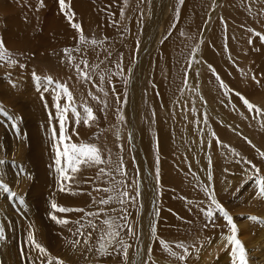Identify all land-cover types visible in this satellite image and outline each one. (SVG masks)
Listing matches in <instances>:
<instances>
[{"label": "rangeland", "instance_id": "1", "mask_svg": "<svg viewBox=\"0 0 264 264\" xmlns=\"http://www.w3.org/2000/svg\"><path fill=\"white\" fill-rule=\"evenodd\" d=\"M153 1L155 0H127L125 3V0H118L119 4L115 5L117 12L114 14L116 21L112 15V22L116 23L109 36L98 29L99 25L94 24L89 15L92 5H86V0L83 1L84 11L91 10L87 15L88 20L86 16L83 17L81 24L87 42L79 44L82 52L72 53L75 59L72 62L73 65H70L73 67L75 64H80L83 69L84 65L81 61L87 60L89 67L85 70L88 71L90 79L85 80L79 77L75 67L73 73L71 72L73 68L70 71L67 70L70 76H65L62 65L57 71L54 63L45 64V61L52 58V53L50 52L49 58L42 54L39 48H36L40 45V43H36V39L37 41L40 39L50 41L48 46L51 47L58 44V41L52 37H66L59 35L55 30L57 20H54L53 13H57L58 17L65 20L61 16V11L54 7L59 4L58 0H49L46 3L44 0H0V39L13 54L12 59L17 61L15 65L0 61V94L1 90H4L6 96L21 94L22 90H29L33 93V96H30L26 102H20L15 108V110L23 111L22 118L16 116L12 111L14 108L8 111L7 107L9 108V106L5 107V102L0 98V105L9 113V115H5L4 112H0V160L4 161L3 164H0V179L10 186L11 191L17 193L16 197H11V192L5 193L0 190V216L9 217L16 223V226L7 227L0 220V233L1 226L8 228L13 239V242H10V234L6 231L3 235L4 238L0 240V264H48L47 256L41 255L38 250L33 251L30 246L25 247L30 225L37 242L41 243L52 257L63 260L64 264H125L121 254L113 252L112 255L101 256L97 252L100 237L109 230L103 221L109 217L115 218L116 223L121 226L118 229L121 238L131 245L128 249L127 264H210L205 260L201 262L199 257L200 254L209 252L210 244L218 246L213 264H219L218 260L225 256L224 264H232L231 246L227 245L223 239L224 236L230 234L223 217L217 213L214 220L206 222L207 228L219 230L214 237L210 238L204 232L206 230L205 220L202 221L201 217L190 214L191 211L188 207L190 205H196L197 208L210 206L211 201L204 191L205 188H208L210 192L214 191L215 196L218 194L216 199L233 216L239 229L238 238L245 246L249 264L264 260V258H256L254 253L257 251L256 253L259 254L260 251L253 250L249 242L250 239L259 237L254 236L253 232L259 231L260 235L264 233V224L247 219L248 216H256L261 220L264 218V198L257 195L256 184L259 177H264V158L260 156V153L264 152V126H262L264 113L257 114L255 109L249 112L240 97L235 94L240 93L250 103L264 109V42H261L253 32L248 31L252 29L254 32L264 34V0H207L201 6V13L204 12V15L200 14V16L202 15L201 18L204 21L195 16H190L186 21H183L185 9L188 8L187 10L192 13L195 10V14L199 7L195 5L194 10L193 6L186 7L187 0H183L182 3L180 0H167L163 25L159 31L156 32L152 29L150 35L145 36L146 27H149L148 10ZM108 3L113 5L111 0ZM191 12L190 14H192ZM77 16L79 14L75 13V17ZM21 17L23 18L21 19ZM45 17L47 21L51 20L52 22L48 23L44 19ZM22 21L24 24L20 23ZM46 23L49 27L46 26ZM54 23L55 25H53ZM45 26L48 27V30L45 29L46 32L43 29ZM13 30L15 31L13 32ZM175 31L188 41L186 55L185 53L183 55L182 44L178 46V51L171 52L172 48L168 43H173L172 38ZM74 33L76 35L73 36L74 39L71 38L68 41L79 39L80 34L75 30L70 35ZM16 36L27 37H25L26 39L19 37L17 40ZM113 36L115 37L113 38ZM250 38L251 44L249 43ZM65 39L67 38L62 40ZM93 39L99 43L92 45L90 41ZM210 41L212 44L217 43V46L212 45ZM11 42L19 43V49L12 47ZM26 47H30V49L28 50ZM31 48L30 53L32 54L30 55L28 52ZM122 48L125 49V53L121 55V59L117 51ZM57 52L60 51H58V47H55L54 54ZM88 52H92V55L87 54ZM130 53L133 57L132 60L129 59L131 58ZM64 55L62 57L67 59ZM168 55L173 57L172 62L173 60L176 62L175 73L176 76L178 74L180 76H177L175 83L169 80L170 73L163 70L164 67L167 68V63H172L169 61L171 58L170 56L168 58ZM39 58H45V61ZM181 59L186 60L183 63ZM116 61L119 63V68ZM130 61H132L131 64ZM97 65L98 67H96ZM121 68L123 69L122 74H117L120 73ZM108 70L110 73L116 74L114 84L117 85V90L109 91L107 86L104 90L108 95L105 96L95 86L103 87L105 85L100 84L99 77L104 73V77L108 78L106 75L109 73ZM33 73L40 77L51 76L55 81L66 84L73 94L78 109L83 103H87L93 109L97 121L91 127H85L81 123L76 131L78 134H86V143L96 144L101 150L102 158L107 160L110 156L112 161L110 165L102 164L92 167V169L82 165L80 173L74 174L75 179L69 181V185L72 186V193H76L73 197L79 203L70 205L58 202L54 198L58 205L64 207L83 208L85 212L104 210L98 217L85 216L84 212L60 213L62 219L68 218L67 220L70 221L68 225L63 226V230H68L67 232L53 230L55 226L59 225L49 218V210L46 211L48 203L50 207L48 198L53 200L49 196L51 194L55 196V193L57 195L61 185L58 184L56 189H48L52 186L46 183H54L53 178L57 173L53 172L43 159L44 153L48 155L53 153L52 149L49 150L50 141H52L48 139L50 136L49 113L55 108L50 109L51 104L39 94L41 92L49 95L53 105L55 93L52 89L55 85L49 86L48 91H43L42 82L37 81ZM253 76L259 83L252 79ZM23 79L26 84L23 83ZM221 81L226 87H221ZM163 86H166V89H162ZM89 92L106 102L107 107L105 108L103 103L93 100L89 96ZM32 99H35L37 110L40 107L37 114H35V107L29 103ZM102 108L103 111H101ZM51 114L55 117L52 112ZM165 114L172 125H166ZM121 115L124 117L123 121L120 120ZM10 116L14 119H10ZM41 116L49 120L47 124ZM69 118L72 119L71 116ZM51 123L57 124V121L53 119ZM72 127H75L74 122ZM170 127L171 129H169ZM80 128H83V133ZM174 128L177 134H173ZM159 131L161 132L158 133ZM70 132L71 127L69 128ZM43 133L45 138L42 136ZM22 134L25 136L37 134L35 136L36 150L31 146L32 149L23 153L26 147L20 140ZM129 134H131V139ZM42 149L48 152L39 151ZM17 153L20 154L22 162L19 161ZM47 154L45 155L48 156ZM120 158L123 159L126 176L121 177L115 171H112L111 176H97L101 167L106 171L114 169ZM248 161L252 163L249 164ZM253 164L260 169L259 174L253 170ZM196 167L199 168L195 171ZM197 171L201 177L199 179H196ZM193 176H196L195 180ZM114 180L123 181V186H119L120 191L126 190L130 197L136 196V193L139 192V196L134 201L123 198L125 201L123 204L117 200H113L107 205L100 204L101 199H107L109 195L116 194L103 191L105 188L112 187ZM36 181L43 183L42 188L39 185L34 188ZM63 186L67 187L66 182L63 183ZM42 189L43 195H45L43 198ZM44 197L47 198V203ZM21 198H23V203H21ZM168 200L173 202L175 207L183 208L185 212L189 208L186 212L189 216L184 215L178 222L174 220L177 219L176 215H173L171 220H167L166 214H168L169 206L166 202ZM125 215L127 219H121ZM82 217L83 219H81ZM203 217L206 219L204 215ZM192 218L202 221L205 229L202 226L200 228L199 225L197 228L191 222ZM77 220L86 226L81 229L84 236L73 235L79 227L75 223ZM89 220L97 225L95 230L87 225ZM194 220L192 221L194 222ZM171 221L176 222L173 223L175 228L172 225L171 229L169 228L172 224ZM179 222L181 226L178 224ZM184 222L189 225L187 226ZM245 222H247L245 230L249 231V234L243 238L240 224ZM9 223L7 221V224ZM125 225L127 226L125 227ZM128 227L133 228L135 235L128 233ZM153 227L155 234L152 232ZM45 230L46 234L48 233L47 241L44 240V233L42 234ZM173 231L175 233H172ZM89 232L92 235L89 244L86 245L84 239ZM76 239H79L80 243L73 246L70 241ZM261 239L264 243V237ZM161 240L167 242L172 251L178 255H185L184 249L176 247L177 243L183 242L188 249L186 259L181 261L177 257L169 255L161 246ZM1 242H4L5 250L1 247ZM89 246L92 247V251L88 250ZM21 249H24L26 253L23 259L21 258ZM4 255L13 258L7 260ZM29 256L31 260L28 259ZM52 264H56V261L53 260Z\"/></svg>", "mask_w": 264, "mask_h": 264}, {"label": "snow or ice", "instance_id": "2", "mask_svg": "<svg viewBox=\"0 0 264 264\" xmlns=\"http://www.w3.org/2000/svg\"><path fill=\"white\" fill-rule=\"evenodd\" d=\"M127 0H125V3ZM182 3L183 0H180ZM59 8L61 13L64 14L66 19L68 20L69 24L73 29H75L80 35H79V41L78 46L76 48H65L63 52L65 53V56L67 57L68 63L72 64L75 57L72 55L73 52H80L81 48L79 47V44L86 43V38L83 35L82 27L79 23L74 22L75 13L71 9V0H58ZM249 32H253L256 37H259L261 42H264V34L260 32H254V30L249 29ZM90 43L92 45H96L99 43L96 40H91ZM249 43H252L251 38L249 39ZM13 54L6 48L5 43L2 39H0V61H5L9 64L15 65L17 63L16 60L12 59ZM63 62V61H62ZM81 63L84 65V68L82 69L80 64H75L74 67L76 68L79 77L82 79H90L87 69L89 67L87 60H82ZM22 66V65H21ZM98 67V65L96 66ZM119 68V64L117 65ZM211 67V66H210ZM123 69L121 68L120 73L122 74ZM33 76L37 79V81L42 82V88L44 91L49 90V86L55 85V88L52 89V91L55 93L54 95V104L53 107L56 110V115L53 117L51 113H49V120H50V136L49 138L52 140V151L54 153V164L56 166L55 171L58 173V184H60V191H65V188L63 187V183L67 181H72L75 179L74 174L78 173L81 169V166H87V167H94L98 165H110L112 164L111 158L106 160L102 158L101 150L98 148L96 144L93 143H86L84 141H81L80 143L73 142L72 136H77L79 138V134L76 131V128L83 124L85 127H91L94 122L97 121V117L94 114V111L91 107L87 105V103H83L80 108L78 109L75 100L73 97V94L71 91H69L68 86L63 83H59L55 81L51 76H45L40 77L36 73H33ZM100 84L102 85L104 83L105 77L103 74L100 75ZM253 80H255L257 83H259L258 80H256V77H252ZM108 81L111 82V77H108ZM99 92H102L105 96L108 95V93L104 90L103 87H100L99 85L95 86ZM221 87H226L223 82L221 81ZM114 91V88H113ZM89 96L98 103H103L104 107H107V103L100 100V98L95 95L92 92L88 93ZM237 96L240 97L243 104L247 107L249 112H251L253 109H255L257 114L264 113V109H260L258 106L253 105L249 102L248 99L243 97L240 93H235ZM119 99V97H117ZM63 101V103H62ZM47 107V105H46ZM103 111V108L101 109ZM0 112H4L5 115H9V113L4 109L2 105H0ZM71 116V120L70 117ZM10 119H14V117L10 116ZM55 119L57 121V124H52L51 121ZM124 117L123 115L120 116V120L123 121ZM206 120V117H205ZM74 122L75 127H72V124ZM57 125H58V131H57ZM262 126H264V122H262ZM71 127V133H69V128ZM213 135H215L213 133ZM117 136H119V133H117ZM129 138L131 139V134H129ZM238 155V153H236ZM260 156L264 158V152L260 153ZM4 161L0 160V164H3ZM247 163L251 164V161H248ZM253 170L256 174L260 173V169L256 165H252ZM112 171H115L118 173L121 177H124L127 175V173L124 170V163L123 159L120 158L119 162L115 166L114 169H109L106 171L105 168L101 167L99 169V172L97 173V176L101 175H107L111 176ZM158 175V174H157ZM257 184V195L261 198H264V177H259L256 180ZM119 186H123V181H113V186L109 188L103 189L105 192H115V195H109L107 199H101L99 201L100 204L107 205L111 203L113 200H117L119 203L123 204L125 201L123 198H128L130 200H135L139 196V192L136 193V196H129V193L125 191H120ZM0 190H3L5 193L11 192V197H16L17 193L14 191H11L10 186L5 183L2 179H0ZM99 190V189H98ZM205 193L208 195V199L211 201V204L207 208H201V213L209 220H214V217L217 213H219L220 216L223 217V219L226 221V226L228 227V230L230 232L229 235H226L223 237V239L226 241L227 245L231 246V259L232 264H249L248 261V255L247 251L245 249V246L243 242L238 238L239 229L237 224L234 221V218L230 213L219 203V201L216 199L215 192L209 191L208 188L204 189ZM72 195H76V193H71ZM89 195H91L89 193ZM95 202V200H94ZM21 203H23V198H21ZM50 208L52 209L51 212H49V218L54 221L56 224L61 226H66L70 223L67 219L59 218L56 213H71V212H84L85 216L90 217H98L100 215V212H103V209H100L99 212H85L83 208H72V207H64L61 205H58L55 200L50 201ZM83 219V217L81 218ZM121 219L126 220L127 216H122ZM247 219L253 222L262 223L264 224V220H261L259 217L256 216H248ZM79 227L76 229V231L73 233V235L79 234V236H84V232L81 231V229L85 228L86 226L84 224H81L79 220L75 221ZM105 225L108 226V231L104 233L99 239V247L97 249V252L99 255H112L113 252L117 254H121L123 256V259L125 261V264L128 262V249L131 247V245L127 244L123 238H121V233L118 230L121 226L116 223L115 218L109 217L103 221ZM87 225L90 226L93 230L97 228V225L92 221L89 220L87 222ZM127 225H125L126 227ZM30 230L27 234L26 241H25V247H31L33 251L38 250V252L48 257V264H52V261L55 260L56 264H64L63 260H60L56 257H52L48 250L37 240L35 239L34 232ZM205 227H208L206 224ZM213 227L215 225L213 224ZM128 233L130 235H135V232L133 228L128 227ZM69 231H72L69 229ZM153 234H155V228H152ZM91 232L87 234V236L84 239V244H89V240L91 239ZM2 233H0V239H3ZM70 243L73 244V246L80 243L79 239H76L75 241H70ZM161 246L164 248L165 251L169 253V255L173 257H177L179 260L183 261L186 259L188 255V249L183 244V242L177 243V248L184 249L185 255H178L175 251H172L169 244L163 240L160 241ZM114 246V247H113ZM112 249V251H110ZM89 251H92V247L89 246ZM149 252H151V249H149ZM26 253L24 249H21V258L23 259L25 257ZM29 260H31V257H28Z\"/></svg>", "mask_w": 264, "mask_h": 264}, {"label": "bare ground", "instance_id": "3", "mask_svg": "<svg viewBox=\"0 0 264 264\" xmlns=\"http://www.w3.org/2000/svg\"><path fill=\"white\" fill-rule=\"evenodd\" d=\"M20 1V0H19ZM45 1V3H46V1H49V0H44ZM83 1L84 0H71V9H72V11H74V13H78L79 14V16H77V17H74V22H76V23H79L80 25L82 24V19H83V17H85L86 16V18H87V20H88V17H87V15L89 14V12L91 11H87V10H85L84 11V7H83ZM207 0H187V2H185V3H187V6L186 7H188V6H193V10H194V6L196 5L197 7H199V9L197 10V12L194 14V11H193V13L191 12V11H188L187 9H185V13H184V16H183V21H186L187 20V18L188 17H190V16H195L196 18H198V17H200L201 18V16L202 15H204V12H203V14L201 13V6H202V3L204 2H206ZM239 1V0H238ZM53 2V1H52ZM66 2H67V0H66ZM109 2V0H86V5L87 4H90V5H92V11H91V13L89 14L90 15V18L93 20V22H94V24L95 25H99V28L98 29H101V31H103L104 32V34H106V35H110L111 34V32H112V29H113V27L115 26V23L116 22H112L113 21V18H114V14L117 12L116 11V4L118 3L119 4V2H118V0H111V2H112V4L113 5H111V4H109L108 3ZM167 3V0H155V1H153V3H152V6L151 7H149V10H148V21H149V27H146L147 28V31H146V34H145V36L148 34V35H150V32H151V30L153 29V30H155L156 32L157 31H159V29H160V27L163 25V19H164V14H165V6H166V3ZM26 4V3H25ZM49 4H50V2H49ZM233 4V3H232ZM236 4V3H235ZM38 5V4H37ZM207 5V4H206ZM52 6H53V4H52ZM118 6V5H117ZM195 6V7H196ZM205 6V5H204ZM203 6V7H204ZM239 6V5H238ZM243 6V5H242ZM241 6V7H242ZM21 7V6H20ZM49 7V6H48ZM54 7H55V9L56 10H59L60 11V8H59V4H56V5H54ZM202 7V8H203ZM235 7V6H234ZM240 7V8H241ZM25 8V7H24ZM190 8V7H189ZM20 9V8H19ZM34 9V8H33ZM52 9H53V7L51 8V11H52ZM87 9V8H86ZM191 9V8H190ZM189 9V10H190ZM205 9V8H204ZM26 10V9H25ZM206 10H207V7H206ZM241 10V9H240ZM21 11V10H20ZM58 11V12H59ZM28 12V11H27ZM190 12L192 13V14H190ZM22 13V12H21ZM85 13H86V15H85ZM130 13V12H129ZM207 13V12H206ZM34 14H35V12H34ZM52 14V13H51ZM200 14H202L201 16H200ZM244 14V13H243ZM112 15H113V18H112ZM209 15V14H208ZM20 16V15H19ZM46 16H47V14H46ZM53 16H55V18H59V19H55L54 18V20H57L56 21V32L59 34V35H65L66 37H60V36H57L56 38L55 37H52V38H54L55 40H57L58 41V44L57 45H53V46H51L50 47V45L48 46V44H49V42L50 41H44V40H38L37 41V39L35 40L36 41V43H40V45H39V47H37L36 46V48L38 49L39 48V50H40V52L42 53V54H44V55H46V56H50L49 54H50V52L52 53L51 55H52V58L50 59V60H47V61H45V58H39V59H44V61H45V64H50V63H54L55 65H56V68H57V71H58V69H59V67L62 65V67H64V72H65V76L66 75H69L70 76V74L69 73H67L68 71L67 70H69L70 71V69L71 68H73V70L71 71L72 73L74 72V66L72 67V65H70L69 63H68V60L66 59V58H64V57H62V55H64L65 53L63 52V50L65 49V48H76L77 46H78V40L79 39H77V37H76V39L77 40H73L74 38H73V36L75 37L76 35H75V33L73 34V35H70V33L73 31V30H75V29H73L72 27H71V25L69 24V22H68V20L66 19V17L64 16V14L63 13H61V16H63L64 18H65V20L64 19H62V18H60V17H58V14L57 13H53ZM238 16V15H237ZM16 17V16H15ZM26 17V16H25ZM48 17V16H47ZM50 17V16H49ZM116 17H117V15H116ZM206 17V16H205ZM23 17H21V19H22ZM200 18H199V21H200ZM18 19H19V17H18ZM45 20H46V17L44 18ZM115 19V21H116V18H114ZM202 20H203V18H201ZM10 20V19H9ZM44 20V21H45ZM86 20V19H85ZM197 20V19H196ZM202 20H201V22H202ZM14 21V20H13ZM15 21H16V19H15ZM23 21H24V19H23ZM23 21L22 22H20V23H23ZM47 21V20H46ZM49 21L50 22H52L51 20H48L47 22L49 23ZM142 21V20H141ZM195 21V20H194ZM204 21V20H203ZM35 22V21H34ZM14 23V22H13ZM17 23H18V21H17ZM16 23V24H17ZM19 23V24H20ZM26 23V22H25ZM33 23V22H32ZM86 23V22H85ZM88 23V22H87ZM168 23V22H167ZM187 23H188V21H187ZM196 23H198L199 24V22H197L196 21ZM24 24V23H23ZM43 24H44V22H43ZM91 24V23H90ZM15 25V24H14ZM22 25V24H21ZM30 25V24H29ZM35 25V24H34ZM45 25V24H44ZM50 25V24H49ZM53 25H55V23L53 24ZM86 25V24H85ZM89 25V24H88ZM87 25V26H88ZM187 25V24H186ZM190 25H191V21H190ZM20 26V25H19ZM43 26V25H42ZM46 26H48L47 25V23H46ZM45 26V28H43L44 30L46 29V30H48V27H46ZM51 26V25H50ZM175 26V25H174ZM31 27H33V26H31ZM44 27V26H43ZM54 27V26H53ZM92 27V26H91ZM217 27V26H216ZM20 28V27H19ZM23 28H24V26H23ZM35 28V27H34ZM133 28V27H132ZM178 28V27H177ZM185 28H187V27H185ZM194 28V27H193ZM197 28V27H196ZM219 28V27H218ZM131 29V28H130ZM143 29V28H142ZM195 29V28H194ZM194 29H193V31H194ZM17 30H19V29H17ZM46 30H45V32H46ZM173 30V29H172ZM178 30V29H177ZM187 30H189V29H187ZM197 30H199V29H197ZM15 30H13V32H14ZM20 31V30H19ZM34 31V30H33ZM76 31V30H75ZM191 31V30H190ZM220 31V30H219ZM22 32V31H21ZM24 32H25V28H24ZM29 32H31V31H29ZM155 32V33H156ZM185 32V31H184ZM188 32V31H187ZM192 32V31H191ZM132 33V32H131ZM190 33V32H189ZM195 33H196V31H195ZM11 34H14V33H11ZM19 34V33H18ZM44 34V33H43ZM47 34V33H46ZM100 34V33H99ZM55 35V34H54ZM155 35V34H154ZM157 35V34H156ZM6 36V35H5ZM15 36V35H14ZM41 36V38H42V35H40ZM105 36V35H104ZM129 36V35H128ZM132 36V35H131ZM152 36V35H151ZM17 37V40H18V38L19 37H21V39H26L25 37H27V36H16ZM115 36H113V38H114ZM172 37V36H171ZM188 37H190V36H188ZM194 37V36H193ZM15 38V37H14ZM51 38V39H52ZM64 38H67V39H65V40H62V39H64ZM71 38H73L72 40V42L71 41H68L69 39H71ZM148 38V37H147ZM215 38V37H214ZM218 38V37H217ZM229 38H230V36H229ZM30 39V38H29ZM50 39V40H51ZM111 40H112V38H110ZM146 39V38H145ZM151 39H152V37H151ZM150 39V40H151ZM173 43L171 44V43H168L170 46H171V48H172V50H171V52H174V50H177L178 49V46L180 45V44H182L183 45V48H181L182 49V52H183V55H184V53H185V55H186V53H187V50H188V41H186L185 40V38H183L182 36H181V34H179L178 32H174V36H173ZM186 39H187V37H186ZM28 40V39H27ZM26 40V41H27ZM168 40V39H167ZM7 41H9L8 39H7ZM53 41V40H52ZM108 41H109V39H108ZM114 41V40H113ZM126 41V40H125ZM170 41V40H169ZM191 41V40H190ZM19 42V41H18ZM21 43H22V41H20ZM115 42V41H114ZM128 42V41H127ZM171 42V41H170ZM8 43V42H7ZM17 43V42H16ZM15 42H11V46L12 47H15V48H18L19 49V43L18 44H16ZM29 43V42H28ZM34 43V42H33ZM55 43V42H54ZM210 43H211V41H210ZM109 44H110V41H109ZM117 44V43H116ZM127 44H129V43H127ZM212 44V43H211ZM215 44V43H214ZM214 44H212V45H214ZM217 44V43H216ZM215 44V45H216ZM10 45V44H9ZM24 45V44H23ZM37 45V44H36ZM108 45V44H107ZM112 45V44H111ZM135 45V44H134ZM166 45H167V43H166ZM166 45H164V46H166ZM214 45V46H215ZM24 46H26V45H24ZM28 46V45H27ZM29 46H31V45H29ZM35 46V45H34ZM112 46H114V44L112 45ZM115 46H117V45H115ZM122 46V45H121ZM168 46V45H167ZM209 46V45H208ZM217 46V45H216ZM48 47H50V48H48ZM55 47H58V51H60L59 53L57 52V54H54V49H55ZM131 47V46H130ZM147 47H148V45H147ZM181 47V46H180ZM179 47V48H180ZM205 47V46H204ZM26 48H28V50L30 49V47H26ZM83 48V50H84V47H82ZM114 48V47H113ZM162 48H164V47H162ZM161 48V49H162ZM207 48V47H206ZM216 48V47H215ZM17 49V50H18ZM22 49H25V48H22ZM109 49H111V48H109ZM123 49V48H122ZM119 49V51H117L118 52V55H122V54H124L125 53V49ZM167 49V48H166ZM34 50H35V48L33 49V52H34ZM113 50V49H112ZM118 50V49H117ZM126 50H128V49H126ZM131 50V49H130ZM135 50V49H134ZM168 50V49H167ZM32 51V48H31V50L28 52V54L30 53ZM113 51H115L116 52V50H113ZM129 51V50H128ZM178 51V50H177ZM22 52V51H21ZM23 52H24V50H23ZM26 52H27V50H26ZM81 52H82V50H81ZM85 52V51H84ZM110 52H111V50H110ZM116 52V53H117ZM162 52V51H161ZM167 52V51H166ZM165 52V53H166ZM169 52V51H168ZM217 52V51H216ZM25 53V52H24ZM37 53H39V52H37ZM74 53V52H73ZM79 53V52H78ZM92 53V52H91ZM91 53H87V54H91ZM113 53V52H112ZM148 53V52H147ZM26 54V53H25ZM32 53H30V55H31ZM41 54V55H42ZM77 54V53H76ZM75 54V55H76ZM80 54H82V53H80ZM132 54H135L134 52H132ZM168 54V53H167ZM166 54V55H167ZM171 54H173V53H171ZM176 54V53H175ZM182 54V53H181ZM207 54V53H206ZM30 55H28V56H30ZM43 55V56H44ZM84 55V54H83ZM92 55V54H91ZM164 55V54H163ZM163 55H162V57H163ZM177 55H180V54H177ZM209 55V54H208ZM38 56H39V54H38ZM65 56V55H64ZM87 56V55H86ZM115 56V55H114ZM169 56L170 55H168V58H169ZM31 57V56H30ZM29 57V58H30ZM81 57H82V55H81ZM128 57V56H127ZM130 57L131 58H129L130 60H132V56H131V53H130ZM178 57V56H177ZM176 57V58H177ZM50 58V57H49ZM112 58H113V56H112ZM121 59H122V56L120 57ZM125 58V57H124ZM161 58V57H160ZM170 58H171V60H169V61H171L172 62V59H173V57H171L170 56ZM178 58H180V56L178 57ZM31 59V58H30ZM78 59H79V57H78ZM114 59V58H113ZM112 59V60H113ZM128 59V60H129ZM166 59H167V57H166ZM216 59V58H215ZM29 60V59H28ZM159 60V59H158ZM157 60V61H158ZM186 60V59H185ZM184 60V61H185ZM32 61V60H31ZM44 61H43V64H44ZM63 61V62H62ZM121 61V60H120ZM178 61V60H177ZM181 61L184 63V61L181 59ZM181 61H179V62H181ZM29 62H30V60H29ZM115 62V61H114ZM114 62H113V64H114ZM117 62V61H116ZM129 62V61H128ZM131 62L132 61H130V64H131ZM118 63V62H117ZM160 63V62H159ZM158 63V64H159ZM165 63V62H164ZM178 63V62H177ZM42 64V63H41ZM110 64V63H109ZM119 64V63H118ZM168 65H167V68L166 67H164L165 69H163V70H166L167 71V73H170V75H169V80H171V82L173 81L174 83L177 81V76H179V74L176 76V73H175V71H176V69H177V65H176V62H174V60H173V62L172 63H167ZM182 64V63H181ZM115 65V64H114ZM129 65V64H128ZM179 65V64H178ZM130 66V65H129ZM216 66H217V62H216ZM128 67V66H127ZM160 67V66H159ZM181 67H182V65H181ZM180 67V68H181ZM160 68H162V67H160ZM63 69V68H62ZM61 69V70H62ZM76 69V68H75ZM159 69V68H158ZM179 69V68H178ZM217 70V69H216ZM111 71V70H110ZM60 72V71H59ZM76 72V71H75ZM108 72H109V70H108ZM157 72V71H156ZM167 73H165V74H167ZM104 74V73H103ZM108 77L110 76L111 77V82H109L108 81V78H105V80H104V83L103 84H105L103 87H104V89L107 87L108 89H109V91L110 90H112L113 88H114V90H117V85L116 84H114L115 83V80H116V74L115 73H107L106 74ZM21 76V75H20ZM59 76H61V74L59 73ZM64 76V75H63ZM180 77V76H179ZM165 78V77H164ZM62 79V78H61ZM60 79V80H61ZM24 80V79H23ZM31 80V79H30ZM63 80V79H62ZM95 80V79H94ZM97 80V79H96ZM179 81V80H178ZM60 82H62V81H60ZM169 82V81H168ZM18 83V82H17ZM23 83H25V80H24V82ZM19 84V83H18ZM26 84V83H25ZM102 84V85H103ZM160 84H162V83H160ZM165 84H166V82H165ZM172 84V83H171ZM162 85H164V84H162ZM173 85V84H172ZM27 87H29V86H27ZM116 87V88H115ZM159 87V86H158ZM174 87V86H173ZM52 88V87H51ZM55 88V87H54ZM170 88V87H169ZM7 89V88H6ZM33 89V88H32ZM162 89H166V86L164 87H162ZM31 90V89H30ZM43 90V89H42ZM170 90H171V88H170ZM2 91V93L0 94V98H1V100L2 101H4L5 102V104H6V106L5 107H7V105L9 106V108L7 107V109H8V111H10V110H12L13 108V110L12 111H14V113L16 114V116L17 117H19V118H22L23 117V111L22 110H15V108L19 105V103L20 102H26V100L28 99V98H30V96H33L32 94V92H30L29 90H27V91H23L22 90V93L21 94H16L15 96H13V94H10L9 96H6L7 94L4 92V90H1ZM44 91V90H43ZM33 92H36V91H34L33 90ZM112 92V91H111ZM172 92H173V89H172ZM164 93H166V92H164ZM6 94V95H5ZM15 94V93H14ZM36 95H37V93H35ZM172 94V93H171ZM39 95H41L42 96V98L46 101V99H47V101H48V103H50L51 104V108L50 109H53V105H52V103L50 102V96L49 95H46L45 93H41L40 92V94ZM209 95V94H208ZM172 97V96H171ZM134 100H135V97H134ZM3 102V103H4ZM30 105H32L33 107H35L34 109H36V113L35 114H37L38 112V110L40 109V107H39V109L37 110V105H36V102H35V99H32L30 102ZM42 103V102H41ZM62 103H63V101H62ZM1 104H2V102H1ZM50 104L48 105L49 107H50ZM163 104H165V103H163ZM46 105V104H45ZM42 107V106H41ZM45 107V106H44ZM45 110V109H44ZM35 111V110H34ZM40 112V111H39ZM50 112V111H49ZM51 112L54 114V115H56V110H51ZM50 112V113H51ZM41 113H42V111H41ZM45 113V112H44ZM43 113V114H44ZM46 114V113H45ZM130 115V114H129ZM166 115V114H165ZM47 116V115H46ZM131 116V115H130ZM16 117V118H17ZM42 117V116H41ZM43 117H45L44 115H43ZM42 117V120L47 124L48 123V119H45V118H43ZM166 117H168L167 115L164 117L165 118V121H166V125H168V126H170L169 124H171V122L168 120V118H166ZM18 119V118H17ZM41 119V118H40ZM132 119V118H131ZM21 120V119H20ZM18 121H19V119H18ZM177 121H179V119H177ZM136 122V121H135ZM18 123V122H17ZM20 123V122H19ZM44 123V124H45ZM23 124V123H22ZM164 124V123H163ZM172 125V124H171ZM46 126V125H45ZM174 126H175V124H174ZM58 127V126H57ZM165 127V126H164ZM172 127V126H171ZM171 127L169 128V129H171ZM20 128V127H19ZM168 128V127H167ZM58 129V128H57ZM158 129V128H157ZM160 130H161V128H159ZM175 129V128H174ZM80 130H81V133H83V128H80ZM178 130V129H177ZM158 131V130H157ZM172 131V130H171ZM161 131H159L158 133H160ZM71 133V132H70ZM85 133V132H84ZM44 134V133H43ZM42 134V136H44V138H45V134L43 135ZM171 134V133H170ZM173 134H177L176 133V129H175V132H174V130H173ZM180 134H181V132H180ZM28 135V134H27ZM37 134H29L28 136H25L24 134H22L21 135V141L24 143V145H25V149L23 150V153L25 152V151H28V149H32L31 148V146L32 147H34V149L36 150L37 149V143L35 142L36 140H35V136H36ZM48 139L50 140V138L48 137ZM47 140V139H46ZM72 140H73V142H75V140H76V143H80L81 141H84V142H86V134H79V138H77L76 136H72ZM42 143V142H41ZM52 141H50V146L51 147H49V150L50 149H52ZM35 145V146H34ZM48 145H49V143H48ZM30 146V147H29ZM33 149V150H34ZM44 149V148H43ZM39 150V151H44V150ZM34 150V151H35ZM47 150V149H46ZM17 151V150H16ZM44 152H48V151H44ZM51 152V151H50ZM18 154V153H17ZM26 154H27V152H26ZM45 154H47V153H44L43 154V159L45 160V162H46V164H47V166L48 167H50V169L54 172L55 171V168H56V166H55V164H54V154L53 153H50L48 156H46ZM23 155V154H22ZM28 155V154H27ZM6 156H7V154H6ZM26 156V155H25ZM25 156H23V157H25ZM8 157V156H7ZM18 157H19V161L20 162H22L23 160H22V158H20V154H18ZM17 158V157H16ZM16 158H15V160H16ZM9 159H10V157H9ZM24 159H26L27 160V158L25 157ZM10 161V160H9ZM11 161H12V158H11ZM44 163V162H43ZM7 164H8V162H7ZM28 166V165H27ZM29 167V166H28ZM94 167H96V166H94ZM82 168V167H81ZM85 168H86V166H85ZM84 168V169H85ZM88 168H91L92 169V167H88ZM198 168L199 167H196V169H195V171L196 170H198ZM83 170V169H82ZM264 171V170H263ZM46 172V171H45ZM56 172V171H55ZM79 173H80V171H79ZM82 174H84V172H82ZM205 174V173H204ZM32 175V174H31ZM30 175V176H31ZM202 175V174H201ZM197 176V177H196ZM196 176H193V178H194V180H195V177H196V179H199V178H201L200 177V174H199V172L197 171L196 172ZM240 176V175H239ZM238 178V177H237ZM51 180V179H50ZM199 181H201V180H199ZM53 182L54 183H51V182H46V183H48V185H50V186H52V187H49L48 189H56L57 187H58V173H56V175H55V177L53 178ZM42 184L43 183H40V181L38 182V181H36V183H34V188H36V187H38V185L39 186H41V188H42ZM15 185V184H14ZM66 185H67V187L66 186H63L64 188H65V191H59L58 193H57V195H56V193H55V196H54V194L52 195H50L49 197L50 198H53V200H54V198H56L55 200H57L58 202L60 201V202H62V203H68V204H70V205H75L76 203H79V201L77 202L76 200H75V198L73 197V195L71 194L72 193V191H71V189H72V186H70L69 185V181H67L66 182ZM84 185V184H83ZM82 185V186H83ZM81 186V187H82ZM248 188V187H247ZM78 189H80V188H78ZM28 190V189H27ZM81 190H82V188H81ZM70 191V192H69ZM79 191V190H78ZM68 192H69V194H68ZM218 192V191H217ZM44 194V192H43V189H42V198H43V196H45V195H43ZM218 194H216V196H217ZM48 197V196H47ZM217 198H219V197H217ZM44 200H45V202L47 201V198L46 197H44ZM48 200H50L51 201V199H49L48 198ZM76 201V202H75ZM47 203V202H46ZM167 204H168V206H169V211L167 212L168 214H166L167 215V220H171L172 218H173V215L175 216L176 215V217L175 218H177V219H174L176 222H178V220H180L181 221V219L183 218V216L185 215V216H189L188 214H186V212H187V210L190 208V211H191V215L192 214H195V215H193V216H199V217H201L200 219H202V221L203 220H205L204 221V223L205 224H207L206 222H208V219L206 218V219H203L204 217H203V214L201 213V211H200V209H201V207L200 208H197V207H195V206H193V205H190V206H188L189 208L186 210V212L184 211V209L183 208H179V207H175V204L173 203V202H171V201H167L166 202ZM166 203H165V205H166ZM190 204V203H189ZM48 205H49V203H48ZM46 206V211H48L49 210V212L52 210L49 206ZM67 205V204H66ZM38 206V205H37ZM40 207V206H39ZM38 207V208H39ZM168 208V207H167ZM178 208H179V211H178ZM185 208V207H184ZM202 208H204V207H202ZM172 209V210H171ZM42 210H44L43 208H42ZM165 211V210H164ZM163 211V212H164ZM42 212H44V211H42ZM189 213V212H188ZM44 214V213H43ZM47 214V213H46ZM45 214V215H46ZM60 213H58V214H56L59 218H62V217H60V215H59ZM251 214V213H250ZM254 215V214H253ZM65 216V215H64ZM164 216V215H163ZM203 217V218H202ZM164 218H165V216H164ZM68 219V218H67ZM166 219V218H165ZM0 220H1V222H3V223H5V225H7V227H10V226H16V223L14 222V220H11L9 217H3V216H0ZM184 220V219H183ZM188 220H189V218H188ZM192 220H194L193 218L191 219V222L192 223H194L195 224V226L197 227V228H199L197 225H199L200 226V228H201V226L204 228V223L202 224V221H197V220H194V222L192 221ZM199 220V219H198ZM263 220H264V218H263ZM7 221H9L10 223L9 224H7ZM164 222V221H163ZM170 222V221H169ZM172 222V221H171ZM176 222H172V224H170V229H171V225L174 227V224L173 223H176ZM187 222V221H186ZM185 223V222H184ZM189 223H190V221H189ZM55 224V223H54ZM164 224V223H163ZM179 225H180V222L178 223ZM186 225H187V223H185ZM166 225V224H165ZM184 225V224H183ZM183 225H182V227H183ZM189 225V224H188ZM187 225V226H188ZM49 226H51V225H49ZM181 226V225H180ZM240 226H241V228H240V232H241V235L243 236V238L246 236V234H249V231H246L245 230V227L247 226V222H245V223H242V224H240ZM51 227H53V226H51ZM58 228V229H57ZM164 228H165V226H164ZM175 228V227H174ZM205 229V228H204ZM226 229V228H225ZM51 230V229H50ZM53 230H56V231H63V232H67L68 230H63V226H61V225H59V226H55V229H53ZM165 230V229H164ZM6 231H8L9 232V234H10V242H13V239H12V234H11V232L8 230V228H4L3 226H1V233H2V235H4V233L6 232ZM42 231V230H41ZM49 230H47V232H48ZM166 231V230H165ZM217 231L219 232V230H217V229H211V228H207L206 227V230L204 231L205 232V234H208L207 236L208 237H214L216 234H217ZM50 232V231H49ZM169 232H171V231H169ZM168 232V233H169ZM44 233V235H43V237H44V240L45 241H47L48 239V236H47V234H46V230L45 231H43L42 232V234ZM172 233H175V231H173ZM253 234H254V236H259V237H256V238H253V239H250L249 240V242H250V245L252 246V248H253V250H258V251H260V253L259 254H257L255 251V253H254V255H256L257 257L256 258H258V257H260V258H264V243L261 241V240H263V239H261L262 237H264V233L263 234H261L260 235V232L259 231H255V232H253ZM50 235V234H49ZM17 237V236H16ZM52 237V236H51ZM8 238V237H7ZM52 239H53V237H52ZM212 239H214V238H212ZM1 240V239H0ZM216 240V239H215ZM18 241V240H17ZM2 243V242H1ZM211 246V247H210ZM210 246H209V248H208V250H209V252L208 253H202V254H200L199 255V257H200V260H201V262H204V260L205 261H208L210 264H213L212 262H215V260H214V255H215V253H217L218 252V246H212L211 244H210ZM2 248H3V250H5V245H4V242L2 243V246H1ZM9 247V246H8ZM1 248V249H2ZM204 248H206V247H204ZM5 254V253H4ZM13 254V253H12ZM3 255V254H2ZM6 255H4V257H5ZM226 257V256H225ZM225 257H221V259L220 260H218V262L217 263H219V264H224V260H225ZM11 258H13V257H9V256H6L5 257V259H7V260H9V259H11ZM199 260V259H198ZM199 260V261H200ZM263 261L264 260H261V261H255L254 263H253V261H252V263L253 264H264L263 263ZM203 264V263H202Z\"/></svg>", "mask_w": 264, "mask_h": 264}]
</instances>
